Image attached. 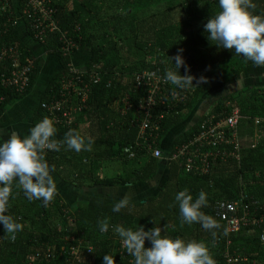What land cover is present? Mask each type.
I'll list each match as a JSON object with an SVG mask.
<instances>
[{"label": "trees", "instance_id": "trees-1", "mask_svg": "<svg viewBox=\"0 0 264 264\" xmlns=\"http://www.w3.org/2000/svg\"><path fill=\"white\" fill-rule=\"evenodd\" d=\"M50 1L57 31L45 34L43 44L29 39L33 34L27 29L26 21L15 23L13 14L0 20V49L19 51L21 66L26 61L32 64L29 82L23 91L0 84V113L23 100L33 89L43 63L35 51L37 46L59 68L47 81L32 116V127L46 117L41 106L59 97L62 82L76 77L70 73L74 65L82 74V83L75 85L88 88L86 101L81 105L77 96L71 97V106H80L82 110L73 114L69 126L54 124L57 131L53 138L62 141L64 134L73 129L86 140L92 138L94 143L91 151L79 153L64 147L59 152L46 150L45 159L52 173L61 183L77 190L73 202H65L57 194L47 207L41 201L29 202L13 182L11 191L15 199L9 201L8 214L23 229L11 239L0 226V264H102L106 253L114 257L115 264H134L115 234L118 225L133 230L143 226L145 231L158 226L162 235L173 239L203 242L216 264H222L225 251L245 258V264H264V243L259 237L264 233L263 129L254 146H241L239 161L210 160L206 174L185 172L182 158L163 161V154L167 153L161 148V142L187 119L195 103L210 90L230 84L253 65L207 39L203 25L220 11L218 0ZM253 2L256 7L250 11L264 16V0ZM23 33L35 47L27 45L28 39L21 37ZM63 34L76 46L67 56L61 52ZM181 49L194 86L181 90L165 81L163 93L167 96L174 92L184 102L171 103L165 97V103L157 102L146 116L139 109L146 88H136L135 78L143 73L163 78L166 69L172 67L169 57ZM77 55L82 56L80 64L75 61ZM8 68L9 61L0 63V75L9 76ZM259 68L264 70V66ZM180 74H186L183 66ZM234 110L250 123L255 117L264 118V86L246 87L227 99L218 100L209 114L172 141L169 156L191 140L199 124L209 116L218 120ZM146 119L149 129L142 134L140 125ZM148 145L160 150L162 158L154 159ZM127 149L132 157L125 152ZM109 166L116 173L105 176L104 170ZM161 170L163 177H159L151 190L145 189ZM86 187L130 188L140 194L128 200L126 208L113 212V205L121 199L81 194ZM184 189L193 199L200 191L207 194L208 206L202 211L221 225L214 230L215 238L199 224L181 223L174 196ZM241 197H245L242 204L248 206L249 219L255 223L224 235L225 225L216 215L217 205ZM98 222L108 223V230L100 232ZM150 246L146 240L145 247ZM73 250L77 260L71 254Z\"/></svg>", "mask_w": 264, "mask_h": 264}, {"label": "clouds", "instance_id": "clouds-1", "mask_svg": "<svg viewBox=\"0 0 264 264\" xmlns=\"http://www.w3.org/2000/svg\"><path fill=\"white\" fill-rule=\"evenodd\" d=\"M218 7L220 11L211 15L203 25L207 39L218 48L232 50L234 55L251 61L257 67L264 66V16L250 11L256 7L253 0H218ZM169 59L172 67L166 69L163 79L181 90L193 87L194 78L187 74L189 69L182 57V49ZM182 66L185 75L180 74ZM56 131L53 120L44 117L29 129L27 135L12 134L0 142V226L6 234H10L11 239H15V235L23 229V225L8 214L9 201L15 199L11 191L13 182L29 202L41 201L47 207L56 196L57 187L52 169L45 159L46 150L59 152L62 147L77 153L92 150V138L86 140L69 129L62 141H57L53 138ZM174 201L178 204L182 224H199L211 232L213 238L216 237L214 230L221 225L202 211L208 206L204 191L193 199L184 189L175 194ZM128 204V199L123 198L113 205L112 211L120 212ZM98 228L103 233L109 225L98 222ZM114 231L134 264H216L205 243L179 237L173 239L162 235L158 226L145 231L143 226L133 230L118 225ZM223 234H228L227 229ZM146 240L150 242V247H145ZM102 264H115L114 257L104 254Z\"/></svg>", "mask_w": 264, "mask_h": 264}, {"label": "built area", "instance_id": "built-area-1", "mask_svg": "<svg viewBox=\"0 0 264 264\" xmlns=\"http://www.w3.org/2000/svg\"><path fill=\"white\" fill-rule=\"evenodd\" d=\"M13 14L15 23L27 22L28 30L32 32V36L29 39L38 44H43L45 34H51L57 31V27L54 21L55 10L52 7L50 0H17L16 3L13 0H0V20L4 19V16ZM9 20V19H8ZM66 34L61 36L63 47L61 52L63 56L69 55L73 49L76 48L75 44L71 40L65 38ZM20 52H14L12 49H0V63L9 61L8 74L5 77L3 74L0 76V84L4 87L15 88L16 91H23L29 82V73L32 69L30 61H26V64L20 65L19 62ZM73 67V66H72ZM2 73V72H1ZM70 73L75 78H70L62 82L60 95L58 98L49 101L41 106V110L46 117L53 120L54 124H64L69 126L72 122L73 114H76L82 110L80 106H71V97L77 96L79 102L83 105L86 101V95L88 88L80 87L81 85H75L76 82L82 83L80 77L82 74L74 67L71 68ZM136 88H146L144 91V98L139 104V109L145 112L148 116L149 110L156 106L157 102L164 104L163 98L170 99L171 103H183L184 98L178 94L172 92L167 96L163 93V84L165 80L158 74H141L135 78ZM171 107V106H170ZM240 115L235 110L230 115L215 120L213 116H209L206 120L201 122L198 127L197 134L189 140L176 148L173 155L168 156V160H176L178 158L183 159V169L185 172L198 171L200 174H206L209 169V161L220 160H240L241 146L238 141L237 127L240 122ZM148 120L142 121L140 125L141 133L149 129ZM151 150V156L154 159H161L162 153L160 150L154 148ZM126 153L130 154V150L127 149ZM130 157L132 155L130 154ZM245 197H241L233 202H220L217 205V217L225 225L228 234H233L239 231L240 228L254 224L255 220L249 219V208L242 201ZM260 234V242L264 243V239ZM229 246V242L226 243ZM89 251V250H88ZM72 256L76 259V251L71 252ZM247 260L233 255L228 251H225L222 264H241Z\"/></svg>", "mask_w": 264, "mask_h": 264}, {"label": "crops", "instance_id": "crops-1", "mask_svg": "<svg viewBox=\"0 0 264 264\" xmlns=\"http://www.w3.org/2000/svg\"><path fill=\"white\" fill-rule=\"evenodd\" d=\"M14 3L17 2V0H13ZM39 49L37 46L35 47V50ZM78 56V55H77ZM77 56L75 58V61L80 64L82 61V56L77 60ZM45 58V60L42 63L41 66V73L42 75H45L44 82L45 86L47 84V81L51 79L54 73L58 70V64L51 59L49 56H42V58ZM80 61V62H79ZM73 63V62H72ZM47 67L45 70L43 68L45 66ZM44 66V67H43ZM241 84L237 90V88L233 91V86ZM264 86V70L257 66H251L247 68L244 73L239 78H236L233 82L230 84H227L223 87H220L218 89H213L207 92L202 98L198 100L197 103H195V108L192 111V113L185 119V121L178 127H176L174 130H171L169 132L168 136L161 142V148L167 153L166 155L163 154V161L167 162L168 156L170 154V149L172 145V141L177 138L181 133L187 131L192 124H197L199 120L209 114L214 104L220 100V99H227L231 95L237 93L243 88L246 87H254V86ZM44 86V88H45ZM43 88V91H44ZM42 92L39 93L38 101L36 103V106H33V102L31 101V98L28 97V95L21 100L18 101V104H13L10 106L7 110H4L0 113V142L6 140L10 135L17 134L21 137L28 134L29 129L32 127V116L37 109V106L39 104L40 98L42 96ZM227 105V104H226ZM22 110H27L28 112H23ZM235 111V110H234ZM10 112V113H9ZM7 113H9L7 116H5ZM241 120L239 122V125L237 127V133H238V141L240 146H246L251 145L254 146L258 140L260 139V132L263 129L264 132V118L263 117H255L252 120V123L248 121L247 117L240 116ZM17 121H24L23 126L25 130V134H18L17 128L14 125ZM264 134V133H263ZM116 170V169H115ZM164 171H160L157 175V179L152 182L145 185V189H152V187L158 182V179L160 176L163 177ZM51 174L54 178V181L56 183L57 187V195H65L67 197L62 198L65 202H73L74 198L76 197L77 190H75L73 187L66 185L64 183H61L58 178L52 173ZM61 188H63L61 190ZM81 194L89 195V196H95V197H109V198H118L123 199L127 198L128 200H134L140 193L134 189L130 188H109L104 189L100 187L95 188H83L81 191ZM141 192V191H140Z\"/></svg>", "mask_w": 264, "mask_h": 264}, {"label": "rangeland", "instance_id": "rangeland-1", "mask_svg": "<svg viewBox=\"0 0 264 264\" xmlns=\"http://www.w3.org/2000/svg\"><path fill=\"white\" fill-rule=\"evenodd\" d=\"M21 37L22 38H24V39H28V37H27V35L26 34H21ZM27 42V45L28 46H32V47H35L36 46V44H31V43H29L30 41H29V39H28V41H26ZM39 49H37V50H35L36 51V53L37 54H40V57H42V56H44V55H46L45 53H41V52H39L38 51ZM85 56H87V52H85ZM77 58H79V56L77 57ZM81 58V57H80ZM45 60V58L43 57V61ZM78 60V59H77ZM42 61V62H43ZM45 66V65H44ZM43 66V67H44ZM73 67H74V65H72ZM252 66H255V65H252ZM47 67L45 66L44 68H43V70H45ZM80 68V67H79ZM82 70H83V68H81ZM77 70V69H76ZM43 73H41L40 72V74H39V76H38V79H37V81H36V83H35V85H34V87H33V89L29 92V95H28V97L29 98H31V101L33 102V106H36V103H37V101H38V96H39V93L40 92H42L43 91V88H44V86H45V83H43L44 82V79H45V75H42ZM241 84H237V85H235V86H233V91L237 88V90H239L238 89V87L240 86ZM20 102V101H19ZM15 104H18L17 102L15 103ZM23 112H28L27 110H22ZM10 113V112H9ZM9 113H7L5 116H7ZM23 123H24V121H17V122H15V126H16V128H17V132H18V134H25V130H24V126H23ZM116 166V165H115ZM117 167V166H116ZM113 169H115V168H113V166H109L108 167V169L107 170H104V173H107V174H105V176H111V175H113L114 173H116ZM63 188H61V190H62ZM62 197L63 198H65V197H67V196H63L62 195Z\"/></svg>", "mask_w": 264, "mask_h": 264}]
</instances>
